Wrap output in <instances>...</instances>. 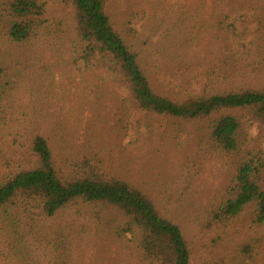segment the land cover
Here are the masks:
<instances>
[{
	"label": "rangeland",
	"instance_id": "obj_1",
	"mask_svg": "<svg viewBox=\"0 0 264 264\" xmlns=\"http://www.w3.org/2000/svg\"><path fill=\"white\" fill-rule=\"evenodd\" d=\"M42 2L49 31L40 29L25 45H4L8 60L7 77L0 78V87L5 84L0 92V153L11 152L10 171L32 167L36 136L68 158L81 156L90 146L103 161V180L123 181L141 191L163 218L180 227L192 264H264V229L253 228L250 209L226 229L212 222L238 167L237 160L215 152L208 142L207 129L219 115L189 121L139 110L110 76L87 72L76 61L73 8L58 0ZM105 2L112 27L130 39L160 96L180 99L208 87L221 94L264 91V52L232 50L218 42L220 18L227 14V22L243 33V45L250 47L258 16L243 0ZM193 41L200 46L195 49ZM242 123L247 147L264 150L259 124ZM105 243L79 261L136 264L134 254ZM243 244L252 246L251 256L238 253Z\"/></svg>",
	"mask_w": 264,
	"mask_h": 264
},
{
	"label": "trees",
	"instance_id": "obj_2",
	"mask_svg": "<svg viewBox=\"0 0 264 264\" xmlns=\"http://www.w3.org/2000/svg\"><path fill=\"white\" fill-rule=\"evenodd\" d=\"M58 1L73 8L76 61L87 72L110 76L131 94L139 110L189 121L219 115L207 129L208 142L215 152L237 160L238 167L228 197L216 205L212 222L226 229L250 209L253 228L264 229V150L247 147L242 123L259 124L264 138V91L221 94L208 87L180 99L162 97L151 88L130 39L112 27L105 0ZM243 2L258 16L250 47L243 45V33L227 22V14L220 18L218 42L232 50L256 48L260 55L264 52V0ZM44 12L42 0H0L1 79L7 77L4 45H25L40 29L49 31ZM199 43L192 45L196 49ZM5 153H0V264H116L79 261L93 256L99 245L106 247L107 241L134 254L136 264H192L189 243L179 226L163 218L141 191L123 181L101 178L103 161L97 149L89 146L79 157H63L52 151L43 136H36L30 150L34 163L19 172L10 171L11 152ZM238 253L251 256L252 246L243 244Z\"/></svg>",
	"mask_w": 264,
	"mask_h": 264
}]
</instances>
